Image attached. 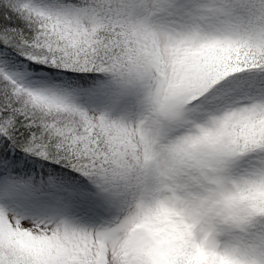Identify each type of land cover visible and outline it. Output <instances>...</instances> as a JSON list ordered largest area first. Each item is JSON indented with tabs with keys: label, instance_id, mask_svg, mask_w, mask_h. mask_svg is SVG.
Listing matches in <instances>:
<instances>
[{
	"label": "snow or ice",
	"instance_id": "obj_1",
	"mask_svg": "<svg viewBox=\"0 0 264 264\" xmlns=\"http://www.w3.org/2000/svg\"><path fill=\"white\" fill-rule=\"evenodd\" d=\"M0 264H264V0H0Z\"/></svg>",
	"mask_w": 264,
	"mask_h": 264
}]
</instances>
